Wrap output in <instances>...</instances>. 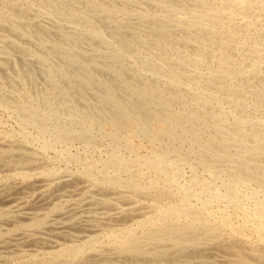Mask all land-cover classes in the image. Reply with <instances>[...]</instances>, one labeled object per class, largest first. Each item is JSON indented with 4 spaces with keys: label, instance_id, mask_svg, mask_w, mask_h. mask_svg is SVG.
Masks as SVG:
<instances>
[{
    "label": "bare ground",
    "instance_id": "bare-ground-1",
    "mask_svg": "<svg viewBox=\"0 0 264 264\" xmlns=\"http://www.w3.org/2000/svg\"><path fill=\"white\" fill-rule=\"evenodd\" d=\"M42 14L59 23L49 29L29 23L31 17ZM117 15L119 17L114 18ZM60 23H67V26L69 23L74 28L71 31L76 30V33L72 34L73 31L70 33L68 29L66 32ZM143 24L151 25L149 36L146 35L148 37H144L145 39L140 36ZM6 28L12 31L10 36L16 34L25 41L39 44L37 53L28 44L22 45L17 39L14 41L3 36L5 46H0L3 48L0 50V79L9 85L14 66L19 69V73L17 70L15 73L20 74L19 81L24 85H35L40 77L45 78L42 89H37L34 95L25 92L26 102L16 106L22 115V125L39 129V138L45 141L46 148L64 140L66 142L67 139L69 141L70 138L85 139L91 146L95 141L90 132L78 133L64 128L61 125L63 122L53 123L52 120L68 118L71 122L73 119L69 126L79 120L84 123L82 125L88 124L93 133L102 130L105 125L109 126L108 133H104V140H107L105 143L113 146L109 160L82 159L68 155L65 158L81 168L82 176L91 183L89 187L85 184L86 187L93 186L103 192L100 193L103 195V202L111 207L109 218L125 216L126 220L128 217L126 221L122 218V221H128L127 225L124 222L127 229L125 239L121 232L110 230L120 251L129 250L133 252L130 255H141L139 258L144 259V241L136 239L137 235L134 233L137 228L151 223L155 230L144 235L146 240L151 241L150 247L153 242L160 243L161 238H174L177 234H182L179 239L168 238V242L176 240L175 245H171L172 248H179L187 242H204V238H207L204 242L206 244L209 238L222 236L233 241L228 246H222L231 249L230 253L228 249L225 250L227 257L234 254L235 258L228 260L231 264H264V203L250 205L243 215L231 216L221 220L222 222L214 220L215 215L211 211L214 206L226 200L239 205L250 197H264V0H0V29L4 31ZM86 42L90 47L84 51ZM12 56L16 60L11 59ZM28 56L33 57V60L28 61ZM46 133L49 138L43 135ZM27 136H23L25 143L29 142ZM27 146L19 148L26 149ZM17 154L13 150L1 149L0 162H4V166L12 164ZM22 155L21 158L31 165L30 160L27 161L26 156ZM32 157V164H36L32 167L36 169L41 162L36 156ZM21 158H18L20 163ZM257 162L263 163L259 165ZM44 164L43 162L42 166ZM226 164L233 169L228 172L227 177L221 175L225 170H217L219 166ZM185 165L191 168L193 175L198 168H202L207 178L197 175L187 179ZM10 170L12 171V167ZM55 173L51 172V176H56ZM20 175L27 178L29 173L24 171ZM43 176L46 180L45 175ZM47 177L49 178L48 175ZM218 180H223L222 186L216 184ZM71 184L74 185L73 182ZM50 190L55 191L53 188ZM195 193L204 197L203 204L198 209L190 203ZM254 199L251 201H256ZM115 200L124 201L125 206L118 207L123 202L113 205ZM105 204L101 203L102 207ZM169 219L172 225H169ZM113 220L111 221L114 222ZM38 222L40 223L34 219L32 225L35 226ZM105 225V228L107 225L112 226H109V222ZM176 231L179 233L176 234ZM254 236L258 237L255 247L249 244ZM106 237L107 234L104 238ZM94 238L92 242H95ZM216 238L220 241L219 237ZM216 238H211V242ZM80 240L82 241L81 238ZM161 242L163 245L164 241ZM211 242L212 245L215 242L216 245L219 244L218 241ZM115 244L113 249L118 246ZM84 246L83 249L80 247L82 251ZM157 246L156 243L155 248ZM67 247H62L60 254L66 261H60V256L55 258L62 264H70L71 259L68 260L67 257L73 249L72 246ZM194 248L196 250L197 247ZM80 249L78 246V255ZM216 250L212 252L211 249L212 254ZM218 251L220 252L219 249ZM178 252L180 258L179 249ZM178 252L168 255L174 257ZM197 254L202 257L200 253ZM182 257L180 260H184L185 257ZM222 257L220 255L219 258ZM219 258L217 256L218 260ZM169 260L175 261L173 258ZM192 261H196L195 258Z\"/></svg>",
    "mask_w": 264,
    "mask_h": 264
},
{
    "label": "rangeland",
    "instance_id": "rangeland-1",
    "mask_svg": "<svg viewBox=\"0 0 264 264\" xmlns=\"http://www.w3.org/2000/svg\"><path fill=\"white\" fill-rule=\"evenodd\" d=\"M44 15H46V14H42V15H39V16H33V17H31V19L29 20V23L30 24H33L36 27L45 28V29L52 28L55 23L56 24L59 23L58 20H56L54 18H51L48 15H46V16H44ZM118 17H119L118 15L117 16H114V18H118ZM48 18H50V20L53 21L54 23L52 22V24H51V21ZM44 19H46V20H44ZM40 20L42 22L44 21L45 24L42 23ZM60 24H63V29L66 32L69 31L71 33L73 31L72 34H75L76 33V30H72L71 31V29H74V28L69 23H68L69 28H67L68 27L67 26V23L66 24L65 23H60ZM150 26L148 24L141 25V28H140L141 29L140 36L142 38H144V37L147 38L149 36V33L151 31V29H150L151 27ZM143 28H145V29H143ZM8 29L7 30H4L5 33H3L4 31L2 29H0V36H1L0 37L1 38L0 39V46H2V47L5 46V45H3L4 44V42H3L4 40L2 39V37L6 35L7 37H9L10 39H12L14 41L17 39L16 41L19 44L20 43L22 45H27L28 44V46L30 48H32L31 50L33 52H36L37 51V53H38V51H39V44L37 42H35V41L29 42L27 40L25 41L23 38H21L20 36H17L16 34H14V35L12 34V36H10L11 35L10 33H12V31L11 30L8 31ZM67 29H68V31H67ZM146 31H148V32H146ZM8 34H9V36H8ZM146 35H148V36L146 37ZM89 47H90L89 46V43L86 42L84 44V46H83L84 51H87L89 49ZM2 49L3 48L0 47V50H2ZM2 57H4V55H2ZM28 57H30V56H28ZM28 57H27V60L28 61H32L33 60L32 59L33 57H30V59ZM9 58H11V57H9ZM11 59L16 60L15 59V56H12ZM17 61H19L18 58H17ZM15 65H17V64H15ZM12 70L11 71H12L13 75H12V73H10V77H11L10 78V83L11 84H14V83L15 84H18V86L14 84L16 86L15 87L14 85H10V83L8 85V83L6 84V83H4V81H2L0 79V92H1V94H0V150L1 149H8V150H13L16 153H18L17 154V158L14 159V161L12 162V164H10V163L8 164V162H5L8 165L4 166L5 165L4 162H0V181H1L0 182V264H50V263L51 264H54V262H56L55 264H62V262H64L65 258L62 257V256H60V254L62 253L63 248H66L67 245H70V246H68L69 248H71V246H72V249H73V250L71 249L72 252H71L70 256L67 257L68 260L71 259L69 261L70 264H75L76 262H77L76 264H98V263L101 264L103 262H105L103 264H129V263L130 264H132V263L133 264H135V263L136 264H140V263L142 264L143 262L145 264H148V263L145 262L144 259H146L147 262H149V264H151V263L152 264H160L162 262H164L165 264L166 263L167 264H174V263L175 264H181V263L182 264L183 263L184 264H187V263L188 264H190V263L191 264H193V263H195V264H219V263L220 264H223L225 261H226V264H229L230 261H228V260H232V259L235 258L234 257V254H231L232 256L230 254H229L228 257L226 256L228 254H227V252L225 250L228 249V252L231 251V249L229 247L228 248L227 247L226 248H223L225 246H228L229 244H232L233 241L230 238H228V237L226 238V237H222V236H216V237H219V239H220V241L222 243H220V241L216 237L213 236L211 238H216V239H214V241L211 242L212 239L209 238L208 239V242H206L207 245L204 244V242L207 240V238H204V240H203L204 242L201 241L200 243L198 242L197 244H192L193 242H187L188 243L187 244V243H184L186 241H183V243H184V244H182L183 246L181 245L182 247L180 246L179 248H175L174 247L175 249H177V250H175L172 247L175 245V241L176 240H174V242H173V240L172 241H169L170 243L168 242V240L169 239L170 240L171 239H179V236H181L182 234H179L178 235L177 233H179V231H176V234L177 235L174 238H173V236L172 237H167V239H166V237L165 238H161L159 240L160 243H158V241L157 242H153L152 241L153 244L152 243L151 244H152L153 247L152 246L150 247V245H149L150 243L149 242H151V241L146 240L147 239L146 236H147V232H149V231L152 232V231L155 230V228L153 227L154 225L152 226L151 223L148 224V225H145L144 227H140L139 228L140 230L137 228L136 229V232L134 233L135 235H137L136 236V239H140V240L142 239V242L143 241L145 242V240H146L145 243H148V245L145 244L144 242L142 243L143 251L148 256H146L144 253H142L143 254L142 256L144 257V259L143 258L141 259V258H139V257H141V255H136V254L134 256L133 255H130L129 253L132 252V251H129V250H125L124 252H123V250L120 251L118 242L116 243V240L113 239L115 237H113V235H112L113 233H111L112 231H110V230H114L115 229L118 232H121L122 235H123V239H125L126 238L125 237V233L127 231L126 226H125V223L127 225V222H128V221L125 222L126 220H128L127 215H126V217H127L126 220L124 219L125 216H122V218L125 221H122V218H117V219L112 218V217L109 218L110 217L109 212H111V209H110L111 207L106 206V204L103 202V195L102 194L100 195V193H103V192H100L99 189L94 188L93 186H90V188H88L89 185H91V183L88 182L86 179H84V177L82 176V173H81V168L78 165H74L75 163H73V162L69 163L68 161H66V158H65V157H68V156H76V157L78 156L79 158H82V159H85V158H102L104 160H109L110 157H111L110 155H111L113 146L112 145H108V142L105 143V141H107V140H104L105 139V136H106L104 133L105 132L108 133L107 131H109V126H106L105 125V126L102 127L103 128L102 130L100 129L99 131H96L95 133H93L91 131L90 127H88V124L82 125L84 123H81L79 120L74 121L75 122L74 123L75 125L78 124L76 127H74L75 126L74 124H72V126H69V124L72 123L73 119H71L72 120L71 122H70V119L67 120L68 118H63V119H61L59 121L52 120L51 122H53V123L57 122V123L60 124V123L63 122L61 125L64 128L72 129L73 131L78 132V133H89L90 132L91 135H93L92 140L95 139V141L93 140L94 141V144L91 146V145H88L89 144V141H87L85 139L84 140L83 139H80L79 140L78 138H70L69 141L67 139L66 142L64 140V142L60 143L61 145L58 144V143H56L51 148H46L45 141L43 139L39 138V137H41V134L39 133L40 131H38L39 129H34L33 127H25V126L22 125V123H21V117H22V115L20 113L19 108L16 106L19 103H23V101L26 102L25 101V98H26V95H27L26 93H31L32 95H34L36 93V90L37 89H39V88L42 89L44 87V84H45V78L40 77L39 78V81L35 85H31V84H27V83H25V85H24V83L22 84V81L21 80L19 81L20 74H17V73H19L18 72L19 69L18 68L16 69L15 66H14V68ZM16 70H17V73H15ZM15 75H17V76H15ZM12 77H14L13 78V81L14 82L12 81ZM14 79L17 80V81H15ZM2 84H4V85H2ZM7 85H8V88H7ZM32 86H34V87H32ZM31 87L33 88V90H32ZM14 89L17 90L18 92H16ZM4 97L5 98L8 97L7 98L8 100L5 99ZM10 102H12V103L14 102V103L13 104L12 103L10 104ZM14 107L16 109H14ZM175 108H176L175 110H178L177 107H175ZM16 111H18V112H16ZM253 112L255 113V111H253ZM255 114L258 115L257 113H255ZM65 121H66V123H65ZM46 126L47 125H43V127H46ZM78 126H79V128H78ZM104 129H105V131L103 132ZM78 130H80V131H78ZM23 131H25V132H23ZM24 134H26V136L28 135L27 136L29 138V142L28 143H25V141H24L25 140L24 137H23ZM43 135H45L46 138H49V134L48 133L43 134ZM74 139H76V140H74ZM144 142H147V141H144ZM26 144L27 145L29 144L30 146L29 145L27 146ZM15 145L17 146V148H16ZM19 145H21L22 147L23 146H27L29 148L25 147L26 149H22V148H19V147H21ZM11 147H13V149ZM14 147H15V149H14ZM107 147H109V149ZM29 149H30V152L28 151ZM40 150H42V151H40ZM37 152H39V153H37ZM122 152L125 153L124 151H122ZM41 153L43 155H38V154H41ZM22 154H24V157L26 156L25 159L27 161L30 160L29 163L31 165H29L28 162H25L21 158V156H23ZM32 156H36L37 159H39V161L41 162V165L38 168L39 169H43L44 168L43 170L40 171L37 167H36V169L35 168L33 169L32 166H34L36 164H34L35 162L32 164V162H31V158H33ZM18 158L19 159L21 158V163H20V160H18ZM43 162L45 164L42 166ZM1 163H3V164L1 165ZM48 163H49V165L47 166ZM258 163L259 162H257V164ZM262 163L263 162H260L259 165H261ZM13 164L15 165V167L17 165V167L15 168ZM21 164L22 165L23 164H25V165L28 164L29 166L26 165V167H24L25 165L22 166ZM226 165H228V164H226ZM226 165L225 166L224 165L219 166L220 168L219 167L217 168V166H215L217 168V170L219 169V171L220 170H222V171L225 170L224 172H222L223 174L221 173L222 176L223 175L226 176L228 174V172L230 173L233 170L231 168V165H228L227 167H226ZM10 166L12 167V171L10 170L11 169ZM9 167H10V169H9ZM13 167H14V169H13ZM30 167H32V169ZM52 169H54V170H52ZM15 170H16V173L14 172ZM24 171L29 173V176L27 178L26 177H23L22 175H20V173H22ZM49 171H50V173L48 174ZM51 172H54V173L57 172L55 174H56V176L59 175L57 177L58 180L56 179V176L55 175L54 176H51ZM59 172H61V173L58 174ZM31 173H33V174H31ZM184 173H185V176H186L187 179H191L192 177L197 176V175H199L200 177H204L205 176L207 178V176L205 175V173H204V171H203L202 168H198L197 171H196V173H195V175H193V172H192L191 168L188 165H185L184 166ZM36 175H37V177H35ZM41 175L42 176L45 175V177H46L45 179L46 180H44ZM47 175L49 176V178L47 177ZM62 176L63 177L64 176L67 177L66 178L67 180L65 179V177L63 178ZM50 177H52V178L50 179ZM22 178H23V180H22ZM31 178H33V180ZM53 179H54V181H53ZM67 181L68 182L70 181V182L68 183ZM48 182H50L51 184L48 183ZM60 182H62V183H60ZM72 182L74 183V185H76L75 182L78 183L79 185L77 184L76 185L77 187L75 186L76 187L75 188L74 185L71 184ZM85 184L88 187H86ZM216 184L218 186L219 185L222 186L223 185V180L216 181ZM65 186H67V187L65 188ZM35 187L36 188L38 187L37 189H35L36 191L34 190ZM78 187L80 188V190H78L79 189ZM83 187L86 189V190L84 189L85 191L83 189H81ZM40 188H41V190H39ZM52 188L55 191L50 190ZM92 189H93V191H92ZM47 190H48V192H47ZM76 190L78 192H80V193H78ZM96 190L97 191L99 190L98 191L99 193H97ZM40 191H42V192H40ZM60 191H62L63 193L60 192ZM68 191H70V192H68ZM21 192H23V193L20 194ZM65 192H68V193H65ZM72 192L73 193H76V194H73ZM26 193H28L29 195L28 194L26 195ZM44 193H45V195H44ZM40 195H42V196H40ZM62 195H64V197L65 196H68V195H71V196H68V197H65L64 198ZM202 196L203 195L200 194V193H198V194L195 193V194L192 195L190 203H191V205L194 204V206L192 205L194 208L196 207L198 209V208L201 207V205L203 204V201H204V197H202ZM59 197H62V198H59ZM86 198H87V200H86ZM21 199H23V200H21ZM253 199L254 198L250 197L248 200L242 201L239 204L240 206L237 205V204H234L233 201H231V200L230 201L229 200H226V201H223V202L219 203L218 205L214 206L211 209V211H213V213H212L213 216L214 215L215 216L216 215L218 216V217L217 216L216 217L214 216V220H216L217 222H222L221 220L224 221V219H228L229 217L231 218V216L233 217L235 215L236 216L237 215H243L242 213H244V210H246L250 205H254L255 203H258V202H263L264 203V201H263L264 200V197H260L259 199H254L256 201H251ZM198 201H199V203H198ZM115 202H113V205H116L117 206L120 202H123L122 203V206H121V203H120L118 207H124L125 206V205H123V204H125L124 201H120L119 200V202H117V200H115ZM196 202H197V204H196ZM200 202H202V203H200ZM101 203H102V205L105 204L104 205L105 207L104 206L102 207ZM225 204L226 205L229 204V205L226 206ZM223 205H225V206H223ZM234 206H235V209H234ZM221 207L222 208L225 207V208H223V210H221ZM104 209H106V210H104ZM225 209L227 211H229V212H227ZM99 210L100 211L102 210V212H101L102 214L99 212ZM96 211L98 213H100V214H97ZM103 212L105 213V215H104ZM220 213L221 214L223 213L222 214L223 216ZM100 215H102V216H100ZM106 215L107 216L109 215V216L107 217ZM72 216H73V218H72ZM74 216H76V217H74ZM97 216H98V218H96ZM102 217H103L104 220L102 219ZM105 218H106V220H105ZM107 218L110 221L113 220V219H115V220H113L114 222H112V221L111 222L114 223L115 226L118 225V226H116L117 228L110 221H108ZM34 219L35 220L36 219L39 220L40 223L39 222L38 223L41 224V225L39 226L38 223L35 226L32 225V221ZM40 219H42V220H40ZM119 219H121V220H119ZM115 221H117V222H115ZM108 222H109V226L112 225V226H110L111 228L108 227V225H107ZM118 222L120 224H116ZM105 223H106L107 226L105 225ZM103 224L106 226V228L103 227L104 226ZM121 224H123L124 226L121 225ZM129 224H130V222H129ZM170 224H171V220L169 219V225ZM87 226H89V227H87ZM107 227H108V229H107ZM120 228H122V229H120ZM144 228L146 230H144ZM84 229H86V230H84ZM141 229H143V231ZM108 230H109V232H108ZM93 232H94V234H93ZM103 232H104V234H103ZM143 232H144V234H143ZM110 233H111V235H110ZM137 233L140 234V235H138ZM180 233H182V232H180ZM102 234H103V236H102ZM106 234L108 235V237H106V239H105L104 237L106 236ZM135 235H133V236H135ZM144 235H146V236L144 237ZM138 236H140V237H138ZM142 236H143V238H141ZM93 237L96 238V239L94 238V241L95 242H92L93 241L92 240ZM80 238L82 239V241L80 240ZM109 238H111V239H109ZM224 238H226L225 239L226 241H224ZM252 239L253 240L256 239V240L253 241ZM166 240H167L168 243L166 242ZM257 240H258V237L256 238V236H254V238L252 237L249 240V244L252 245V246H254L255 244L257 245ZM100 241H101V243H100ZM161 241H164V243H163L164 246L162 245V242ZM215 241H218V243L220 244V246H218L219 244L216 245L215 243H217V242H215ZM96 242H98L97 245H96ZM210 242L211 243H214L215 242V243L212 245V244H210ZM224 242L226 244H224ZM90 243H91V245H90ZM115 243L118 246H117V248L114 247V249H115L114 250L112 247L114 246ZM154 243H155V245H154ZM156 243L158 245L157 247H159V248H157V247L155 248ZM189 243H191V244H189ZM78 244H80V245H78ZM83 244H85L86 247ZM88 244H89V246H88ZM169 244H170V246H169ZM208 244H209V246H208ZM146 245L149 246V247H147ZM171 245H173V246H171ZM201 245H203V247ZM214 245H215V247L216 246L217 247L216 248L213 247ZM78 246H79V249H80V247H81V249H83L82 247L84 246V250L83 251L80 249L81 252L79 253V255H78V252H79ZM95 246H96V248H95ZM166 246H167V248H166ZM190 246L192 248H194V247H197V248H196V250L194 248L193 251H192V248ZM211 246L213 248H211ZM160 247L161 248L163 247V248L161 249ZM169 247H170V251H169ZM183 247H186L187 249L186 248L183 249ZM180 248H182L183 251H181ZM210 248L212 249V252H214V250L217 249L215 251V253H213L214 255L217 253V255L214 256L212 254ZM110 249H112V250L110 251ZM152 249L155 250V251L153 252ZM165 249H167L168 252H166ZM178 249L181 252L180 258L184 255L185 258L182 257V258H184V260L183 259L180 260V258L178 256L180 254L178 252ZM218 249L220 250V252L222 254L218 251ZM76 250H78V251H76ZM160 250H164V251H160ZM127 251H128V254H126ZM148 251L150 252V257H149V252ZM119 252H120V255L118 254ZM177 252H178V254L177 255H174V257H171V256L168 255V254L173 255V254H176ZM188 252L189 253L190 252L191 253L194 252L193 255H195V256H193L190 253L192 255V257H190V258L191 259L192 258L193 259L195 258V260L197 262L196 261H192L193 259L192 260L191 259H188V256H191ZM224 252H226V254ZM73 253H75V254H73ZM121 253H122V255H121ZM195 253L196 254L197 253H200L202 255V257H200V255L198 256V254L196 256ZM131 254H133V252ZM210 254H212V255H210ZM74 255H75V257H73ZM186 255H188L187 256V259H186ZM220 255L221 256L223 255L222 259L219 258ZM56 256L57 257L60 256L61 258L59 257V260L61 259L60 261H62V262H59L57 259L55 260ZM120 256H121V258H120ZM132 256H133V259L134 260L138 258V259H141L142 261L137 259V260L131 262L133 260V259L130 260V258H132ZM136 256H137V258H136ZM217 256H218V258H219L220 261L221 260H224V261H221L220 262L217 259ZM53 257H54V260L55 261L53 260ZM118 258H119V261L121 260L120 261L121 263L118 261ZM127 258H129V261H128ZM147 258H149V259H147ZM171 258H173L175 261L169 260ZM199 258L200 259L202 258L200 261H202V260L203 261L200 262L199 261ZM49 259H50V261H49ZM51 259H52V261H51ZM126 259H127V262H126ZM163 259H166V260L168 259L169 261L168 260L166 261V260H163ZM216 259H217V261H216ZM97 260H100V261H97ZM189 260H191L193 263L191 261L189 263ZM101 261H103V262H101ZM179 262H181V263H179ZM65 264H67V263H65Z\"/></svg>",
    "mask_w": 264,
    "mask_h": 264
}]
</instances>
